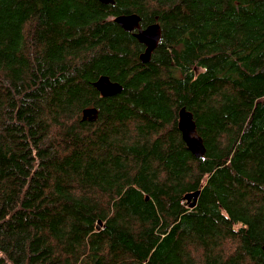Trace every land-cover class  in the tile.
<instances>
[{"label": "trees", "instance_id": "obj_1", "mask_svg": "<svg viewBox=\"0 0 264 264\" xmlns=\"http://www.w3.org/2000/svg\"><path fill=\"white\" fill-rule=\"evenodd\" d=\"M132 13L164 26L148 62L115 20ZM263 247L264 0H0V264H264Z\"/></svg>", "mask_w": 264, "mask_h": 264}, {"label": "water", "instance_id": "obj_2", "mask_svg": "<svg viewBox=\"0 0 264 264\" xmlns=\"http://www.w3.org/2000/svg\"><path fill=\"white\" fill-rule=\"evenodd\" d=\"M104 4H113L114 0H100ZM116 22L121 25L125 30L132 31L140 27L141 16L137 13L121 14L115 18ZM137 39L146 45V50L142 53L141 58L143 61L151 59V54L156 48L161 39V29L158 23L151 24L146 29H141L136 33ZM95 87L105 97L115 95L122 90V85L118 82L112 81L108 76H101L95 83ZM99 110L97 107L85 108L83 111V120H96L98 118ZM179 128L182 131L183 139L187 143L189 150L197 157H202L206 153V148L203 139L197 133L196 124L193 119V114L185 107L180 110L179 115ZM201 190L190 192L186 194L185 198L191 207L195 206L200 196ZM102 224L99 221L98 227ZM264 248V247H263Z\"/></svg>", "mask_w": 264, "mask_h": 264}, {"label": "flooded vegetation", "instance_id": "obj_3", "mask_svg": "<svg viewBox=\"0 0 264 264\" xmlns=\"http://www.w3.org/2000/svg\"><path fill=\"white\" fill-rule=\"evenodd\" d=\"M156 23H158V22H153V23H148V24H146V23H144L143 22V20H142V17H141V21H140V27H138L137 29H134V30H132V32L134 33V36L136 37V33H138L139 31H140V28L141 29H146L148 26H150L151 24H156ZM159 25H160V29H161V39H160V42H161V40L163 39V38H165L164 37V26L162 25V24H160V23H158ZM121 26V25H120ZM122 27V26H121ZM123 28V27H122ZM124 29V28H123ZM125 30V29H124ZM127 31V30H126ZM137 38V37H136ZM139 41V40H138ZM140 42V41H139ZM160 42H159V44H160ZM141 43V42H140ZM141 44H143V43H141ZM159 44H158V46H159ZM144 45V44H143ZM158 46L156 47V48H154L153 49V51H152V54H151V57L153 56V53H154V51L158 48ZM144 51L147 49L146 48V45H144ZM143 53V52H142ZM142 53H141V55H142ZM141 55H140V58H141ZM141 60H142V58H141ZM143 61V60H142ZM148 61H150V60H148ZM148 61H143V62H148Z\"/></svg>", "mask_w": 264, "mask_h": 264}]
</instances>
